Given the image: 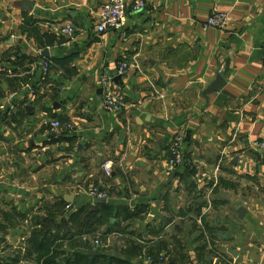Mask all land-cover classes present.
I'll return each mask as SVG.
<instances>
[{"label": "crops", "instance_id": "0c3cea01", "mask_svg": "<svg viewBox=\"0 0 264 264\" xmlns=\"http://www.w3.org/2000/svg\"><path fill=\"white\" fill-rule=\"evenodd\" d=\"M137 1H128L124 29L99 34L108 0H0V61L8 56L0 68L32 59L35 90L12 93L0 82V229L8 225L4 213L40 204L16 203L13 189L19 185L26 198L22 181L41 170L54 173L62 200L74 195L77 207H146L145 219L130 226L149 241H137L145 264L149 249L169 264H264V152L256 145L264 139V0H144L138 11ZM214 10L228 14L226 30L205 26ZM26 18L37 21L40 40L55 38L53 46L39 48L35 35L22 33ZM67 25L76 36L63 35ZM67 58L76 74L54 71L45 86L44 66ZM124 62L130 70L116 76ZM227 66L226 86L207 102L205 90ZM105 76L123 98L119 113L105 107ZM38 93L55 98L39 101ZM55 121L72 129L55 131ZM174 148L185 162L177 168ZM35 153L42 156L35 160ZM93 186L108 191L106 204L95 206ZM11 229L25 237L12 226L6 234ZM187 234L194 241L189 258L181 243ZM158 244L167 250L156 253Z\"/></svg>", "mask_w": 264, "mask_h": 264}, {"label": "trees", "instance_id": "16d2710c", "mask_svg": "<svg viewBox=\"0 0 264 264\" xmlns=\"http://www.w3.org/2000/svg\"><path fill=\"white\" fill-rule=\"evenodd\" d=\"M25 21L26 23L21 26L22 33L29 32L30 36L35 35L39 48L53 46L55 38L51 37L52 39L47 41L39 39L36 33L38 29L33 25L37 23L36 20L26 18ZM46 37L49 36L46 35ZM19 55L20 51L17 50L14 56L19 57ZM6 58H8L7 54L0 61V65L5 63ZM20 62L19 67L15 69L0 68V82L6 83L12 93H17L20 89L30 85L33 80L31 74L33 60L23 58ZM48 63L50 67L44 80L45 86L52 84L49 76L54 71L63 70L69 78L76 74L75 70L71 68L72 59L70 58L64 60L50 59ZM4 94V90L0 85V98H4ZM37 97L39 101L45 97H50L52 100L55 98L40 93L37 94ZM45 110L49 111L47 108ZM190 174L191 172L187 173V175ZM69 205L70 208L68 209L67 206ZM214 205L217 204L214 203ZM100 206L99 209L90 205L77 207L61 200V207L56 210L38 204L25 213L18 212L16 208L11 212L4 213V219L8 225L5 229L1 228L0 233L6 234L7 228L12 226L22 230L25 237H22L20 245L12 255L0 259V264H145L140 257L143 255L142 246L137 241L145 243L146 246L149 241L143 240V237L135 231H130V226L136 221L145 219L147 208L139 207L136 211L131 212L124 207ZM118 219L127 226H119L117 222L112 224V220L118 221ZM102 228H105L104 233L101 234L102 238L106 239L110 235L119 234L122 238H125L127 247H124L125 249L118 254H107L100 248H92L91 239L98 235V231ZM162 238L159 235L157 242H153V244L160 242ZM164 243L162 241L160 244L163 245ZM161 245L158 244V250H166L165 247L162 249ZM94 251L97 252V255H90ZM153 252V249H149L146 253L155 260L161 256L158 254V257H155L156 255Z\"/></svg>", "mask_w": 264, "mask_h": 264}, {"label": "built area", "instance_id": "2783aa9c", "mask_svg": "<svg viewBox=\"0 0 264 264\" xmlns=\"http://www.w3.org/2000/svg\"><path fill=\"white\" fill-rule=\"evenodd\" d=\"M128 1L129 0H108V2L103 5L98 13V24L96 25V30L99 34H104L109 30H122L126 27L128 22ZM146 7V2L144 0H138L135 4V10H143ZM229 23V16L225 12H220L214 10L212 16L208 19L206 27L214 28L220 31L226 30ZM63 35L66 37L76 36V29L72 25H67L63 29ZM263 58H264V44L262 46ZM49 64L44 66V77L48 73ZM130 70V65L126 62L122 63L119 67L118 73L116 76H124ZM114 77L105 76L103 79V87L105 89V107L108 112L116 114L123 110L125 107L122 96L117 93L113 84ZM31 93H34L35 90L30 86L27 87ZM52 127L55 131H63L72 129V125H64L60 121H55L52 123ZM257 147L264 152V139L258 142ZM171 154V165L172 166H181L183 165L184 158L179 153L177 148L170 150ZM113 164L112 162H107L103 165V170L105 173L110 176L112 174ZM91 197L94 201L95 206L99 204H106L108 201V195L102 192L98 187L93 186L90 189ZM70 208V205L67 206ZM208 209H211V203ZM199 224L203 226L202 221L199 220ZM94 244L97 248L100 247L101 243L97 239L94 241ZM146 261L148 264H169L168 258L166 255L162 254L158 259H154L151 256H146Z\"/></svg>", "mask_w": 264, "mask_h": 264}, {"label": "rangeland", "instance_id": "374dc122", "mask_svg": "<svg viewBox=\"0 0 264 264\" xmlns=\"http://www.w3.org/2000/svg\"><path fill=\"white\" fill-rule=\"evenodd\" d=\"M13 105V104H12ZM8 109L11 110V105L7 107ZM12 111V110H11ZM37 156L34 157L35 160H38L39 156L42 154L40 153H35ZM33 159V160H34ZM37 163L34 162L33 165H31V170H34L37 168ZM34 177L30 176L28 179L27 177L25 178L22 183H24V190L28 193L26 198L19 197L17 194V191L19 189V185L16 184L15 189V195H16V203L20 202L21 200L25 199L26 204L30 207L35 205L37 202L40 201L41 206H48L52 208L53 210H56L61 207V200H62V193L61 192V186H58V184L52 183L51 182V176L54 175L53 172H42L39 170L36 173H33ZM3 181V180H1ZM48 184V187H44L45 184ZM106 193L108 194V191L105 190ZM89 193V190H87ZM19 204V203H18ZM37 206V205H36ZM104 229H100L98 232V235H95L91 239V247L97 248L94 244L95 240H99L101 245L100 249L103 250L105 253H116L118 254L119 252H122L127 245L125 244V240L120 237V235H112L110 237H107L106 239L101 237V234L104 233ZM23 236V234L19 231L16 230H10L8 234H3L0 233V258H8L9 255H12L14 250L18 247L20 238ZM182 246H184L183 253H186L188 258L190 250L193 246V239L191 235H186L184 238H182ZM11 244V245H10ZM5 246V250H7L3 255H2V250ZM167 250V249H166ZM71 252V250H70ZM155 252H158V248H155ZM141 259L144 257L140 256ZM174 264H177L174 262Z\"/></svg>", "mask_w": 264, "mask_h": 264}, {"label": "water", "instance_id": "95a60500", "mask_svg": "<svg viewBox=\"0 0 264 264\" xmlns=\"http://www.w3.org/2000/svg\"><path fill=\"white\" fill-rule=\"evenodd\" d=\"M32 4H28L27 8L28 9H31ZM43 55L44 57L48 58L50 57V52L49 50H45L43 52ZM229 72V66H227V69L225 70V72L223 74H220L216 77V80L205 90L204 92V97L206 98L207 102L209 100V96L213 93H216V92H219L221 91L227 84V79H226V76H227V73ZM121 81V78L120 77H117L115 79V82L118 83ZM177 168V166H176ZM176 177V172H173L171 174V176L169 177V180H168V183L170 184ZM74 201V195H70V196H65V202L67 204H72ZM243 212H245V210H241L240 211V216L242 217L243 215ZM90 255H93V256H96L97 255V252H91Z\"/></svg>", "mask_w": 264, "mask_h": 264}]
</instances>
